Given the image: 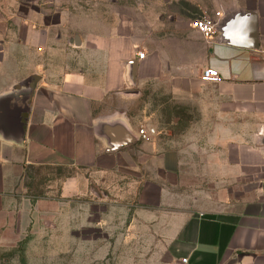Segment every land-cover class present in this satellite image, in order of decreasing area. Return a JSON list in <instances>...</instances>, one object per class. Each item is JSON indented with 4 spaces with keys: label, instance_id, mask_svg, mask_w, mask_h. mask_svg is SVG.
Segmentation results:
<instances>
[{
    "label": "crops",
    "instance_id": "obj_1",
    "mask_svg": "<svg viewBox=\"0 0 264 264\" xmlns=\"http://www.w3.org/2000/svg\"><path fill=\"white\" fill-rule=\"evenodd\" d=\"M192 21L191 16H172L169 25L152 28L144 38L136 21L122 16L110 31L79 34L80 45L76 34L69 37L66 64L59 36L54 43L44 27L26 26L18 42L0 39V95L31 75L40 77L23 141L0 136V246H12L28 230L38 231L81 195L90 192L103 201L113 187L120 192L127 185L143 210L171 218L172 264L183 258L186 264H264V0H246L221 13L211 39ZM38 41L41 52L34 44ZM208 67L219 71L220 82L202 80ZM150 82L185 95L217 90L214 98L232 110L219 118L244 121L238 135L245 138L227 143L240 175L216 172L210 191L187 190L183 153L192 149L171 134L143 139L139 130L144 127L122 105ZM116 120L125 122L137 140L111 150L97 126L111 122L110 136L120 137ZM190 128L187 122L179 136ZM227 130L235 136L233 127ZM65 166L90 171L64 180L65 203L21 192L18 182L26 168Z\"/></svg>",
    "mask_w": 264,
    "mask_h": 264
},
{
    "label": "rangeland",
    "instance_id": "obj_2",
    "mask_svg": "<svg viewBox=\"0 0 264 264\" xmlns=\"http://www.w3.org/2000/svg\"><path fill=\"white\" fill-rule=\"evenodd\" d=\"M245 1L0 0V39L18 42L26 26L44 27L51 32L54 43L59 36L58 46L64 49L66 64L70 57L69 37L100 29L110 31L122 16L132 17L140 35L148 38L152 28L169 25L172 16L176 19L191 16L193 21L203 15L217 17ZM34 44L41 52V42ZM217 95V90L211 87L202 94L185 95L168 84L150 82L141 88L137 97L122 103L138 127L155 128L160 138L171 134L192 149L183 153L187 190L200 186L210 191L211 176L216 172L225 175L229 170L240 175L238 167L232 166L229 160L227 143L245 138L238 135L244 121L237 116L219 118V113L232 110L225 103H218L214 98ZM187 122L190 130L185 136H179ZM216 123L219 130H215ZM228 125L236 130L235 136L227 135ZM89 173L73 166L29 167L18 186L35 200L58 198L65 203L61 201L64 180ZM127 181L133 182V178ZM113 188L109 199L103 201H98L90 192L79 196L69 207H61L56 218L42 223L38 231L28 230L12 246H0V264H172L170 244L174 233L168 231L171 218L143 210L134 202L136 192L127 185L120 192Z\"/></svg>",
    "mask_w": 264,
    "mask_h": 264
},
{
    "label": "water",
    "instance_id": "obj_3",
    "mask_svg": "<svg viewBox=\"0 0 264 264\" xmlns=\"http://www.w3.org/2000/svg\"><path fill=\"white\" fill-rule=\"evenodd\" d=\"M76 45H80L79 34L75 35ZM40 77L31 75L12 90L0 95V136L6 140L22 142L25 136L26 125L32 104V98ZM121 129L120 137H111L109 133L113 124L101 122L97 126V133L108 138L110 149L115 150L137 140V136L131 128L122 120L114 122Z\"/></svg>",
    "mask_w": 264,
    "mask_h": 264
},
{
    "label": "built area",
    "instance_id": "obj_4",
    "mask_svg": "<svg viewBox=\"0 0 264 264\" xmlns=\"http://www.w3.org/2000/svg\"><path fill=\"white\" fill-rule=\"evenodd\" d=\"M221 14L217 17H211L209 15H203L194 21V27L207 39L214 38L218 33V25ZM145 52H139V57L144 58ZM202 80L207 82H220L222 80V76L219 71L213 67L206 68L202 73ZM156 133L155 128H141L139 130V135L148 140L152 135ZM188 262L187 258H183L179 264H186Z\"/></svg>",
    "mask_w": 264,
    "mask_h": 264
}]
</instances>
